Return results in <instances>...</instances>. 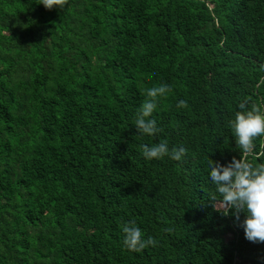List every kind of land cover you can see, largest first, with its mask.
<instances>
[{
    "label": "trees",
    "instance_id": "1",
    "mask_svg": "<svg viewBox=\"0 0 264 264\" xmlns=\"http://www.w3.org/2000/svg\"><path fill=\"white\" fill-rule=\"evenodd\" d=\"M40 2L0 0V264H264L208 168L241 158L240 104L264 114V0ZM162 141L183 158L145 159ZM133 221L156 246H124Z\"/></svg>",
    "mask_w": 264,
    "mask_h": 264
},
{
    "label": "clouds",
    "instance_id": "2",
    "mask_svg": "<svg viewBox=\"0 0 264 264\" xmlns=\"http://www.w3.org/2000/svg\"><path fill=\"white\" fill-rule=\"evenodd\" d=\"M68 0H41L46 9H62ZM264 83V78H261ZM170 91L169 86L159 85L147 90V97L136 118V130L147 136H155L161 129L157 127L152 114L155 111L159 97H164ZM178 108L187 107V102L181 100ZM242 111L236 113L235 119L229 121V127L234 133L236 145L241 150V158L233 157L227 165L209 159V178L215 186V193L211 194L209 202L213 208L224 216L230 213L237 222L243 213L245 218L239 224L243 228L245 239L251 243L264 244V164L254 165L248 162L247 157L254 151V140L264 137V114L258 106H253L249 111H243L247 105H239ZM143 156L147 160L162 159L169 156L171 159L180 161L186 153L183 147H173L169 150L166 141L157 144L143 145ZM219 194V199L217 195ZM125 235L123 244L132 252H139L148 246H156L154 238L146 240L142 236L141 229L135 222L125 223L122 227Z\"/></svg>",
    "mask_w": 264,
    "mask_h": 264
},
{
    "label": "rangeland",
    "instance_id": "3",
    "mask_svg": "<svg viewBox=\"0 0 264 264\" xmlns=\"http://www.w3.org/2000/svg\"><path fill=\"white\" fill-rule=\"evenodd\" d=\"M220 197H218V199H219Z\"/></svg>",
    "mask_w": 264,
    "mask_h": 264
}]
</instances>
